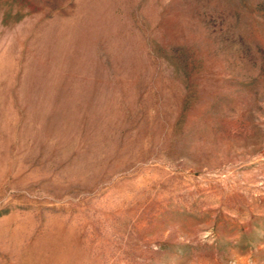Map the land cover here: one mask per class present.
<instances>
[{
  "label": "rangeland",
  "instance_id": "374dc122",
  "mask_svg": "<svg viewBox=\"0 0 264 264\" xmlns=\"http://www.w3.org/2000/svg\"><path fill=\"white\" fill-rule=\"evenodd\" d=\"M0 264H264V0H0Z\"/></svg>",
  "mask_w": 264,
  "mask_h": 264
}]
</instances>
